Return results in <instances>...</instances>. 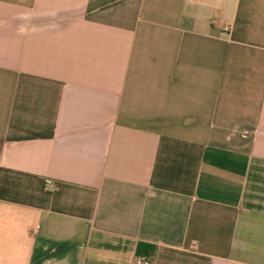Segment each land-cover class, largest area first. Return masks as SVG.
<instances>
[{
	"label": "crops",
	"instance_id": "obj_1",
	"mask_svg": "<svg viewBox=\"0 0 264 264\" xmlns=\"http://www.w3.org/2000/svg\"><path fill=\"white\" fill-rule=\"evenodd\" d=\"M131 257L264 264V0H0V264Z\"/></svg>",
	"mask_w": 264,
	"mask_h": 264
},
{
	"label": "built area",
	"instance_id": "obj_2",
	"mask_svg": "<svg viewBox=\"0 0 264 264\" xmlns=\"http://www.w3.org/2000/svg\"><path fill=\"white\" fill-rule=\"evenodd\" d=\"M224 30H229L228 26H224ZM46 184L48 188L52 187V182L50 180H46ZM129 264H152L151 261L147 258H137V257H131L129 260Z\"/></svg>",
	"mask_w": 264,
	"mask_h": 264
}]
</instances>
